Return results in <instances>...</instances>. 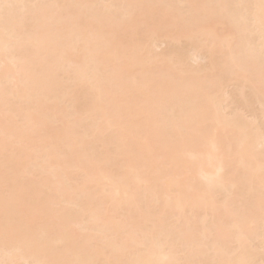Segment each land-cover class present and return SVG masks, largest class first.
<instances>
[{
	"label": "bare ground",
	"instance_id": "1",
	"mask_svg": "<svg viewBox=\"0 0 264 264\" xmlns=\"http://www.w3.org/2000/svg\"><path fill=\"white\" fill-rule=\"evenodd\" d=\"M259 3L0 0V260L261 264Z\"/></svg>",
	"mask_w": 264,
	"mask_h": 264
},
{
	"label": "snow or ice",
	"instance_id": "2",
	"mask_svg": "<svg viewBox=\"0 0 264 264\" xmlns=\"http://www.w3.org/2000/svg\"><path fill=\"white\" fill-rule=\"evenodd\" d=\"M16 7H23L22 5H13V4H6L4 5V8L6 9H13ZM36 7V6H33ZM225 7H234L236 9H240L248 18L249 22L254 21L255 15L254 10L259 9V23H260V40H261V61H262V72H261V90L264 92V0H260L259 5L254 4H237L234 6H225ZM7 25V21H6ZM6 34H7V27H6ZM250 35H254V33H251ZM7 48V43L5 45ZM229 70L235 74V75H241L245 74L243 71V68L239 64V62L234 63L232 66H230ZM185 75L188 74V69L182 70ZM5 152L7 154V145L5 147ZM262 183H264V175H262ZM262 212H264V197H262V204H261ZM0 264H50V262L45 261H4L0 260ZM64 264H96L94 261H87V260H81V261H72V262H64ZM108 264H120V262H108ZM131 264H139V262H131ZM165 264H177L175 261H167ZM228 264H253L251 261H231L228 262ZM261 264H264V260L261 261Z\"/></svg>",
	"mask_w": 264,
	"mask_h": 264
},
{
	"label": "rangeland",
	"instance_id": "3",
	"mask_svg": "<svg viewBox=\"0 0 264 264\" xmlns=\"http://www.w3.org/2000/svg\"><path fill=\"white\" fill-rule=\"evenodd\" d=\"M163 48H164V47H163ZM163 48H162V49H163Z\"/></svg>",
	"mask_w": 264,
	"mask_h": 264
}]
</instances>
